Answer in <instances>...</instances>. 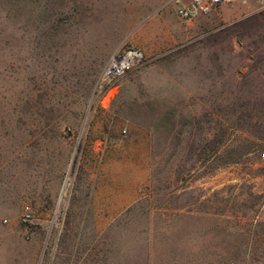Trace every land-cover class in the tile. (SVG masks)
I'll return each mask as SVG.
<instances>
[{"label": "rangeland", "instance_id": "1", "mask_svg": "<svg viewBox=\"0 0 264 264\" xmlns=\"http://www.w3.org/2000/svg\"><path fill=\"white\" fill-rule=\"evenodd\" d=\"M254 1L0 0V264H264ZM122 43L146 59L102 106Z\"/></svg>", "mask_w": 264, "mask_h": 264}, {"label": "built area", "instance_id": "2", "mask_svg": "<svg viewBox=\"0 0 264 264\" xmlns=\"http://www.w3.org/2000/svg\"><path fill=\"white\" fill-rule=\"evenodd\" d=\"M227 0H176V13L182 19H192L200 14L212 11ZM146 59L144 50L138 46L122 43L118 45L107 58L100 71L95 89L99 104L106 106L114 96L119 79L130 69L142 64ZM264 158V151L261 152ZM33 210L25 204L21 214L23 220L32 217Z\"/></svg>", "mask_w": 264, "mask_h": 264}, {"label": "crops", "instance_id": "3", "mask_svg": "<svg viewBox=\"0 0 264 264\" xmlns=\"http://www.w3.org/2000/svg\"><path fill=\"white\" fill-rule=\"evenodd\" d=\"M219 7L221 8L222 6L219 5ZM242 9L245 10V14H248L251 19L264 20V0H256L254 2H251L249 5L242 6ZM246 9H250V10H246ZM214 15H217L218 17L223 16L221 12H217V11L211 12V16H214ZM246 17L247 16L243 18L241 17V19H245ZM182 20L184 21L190 20V21H187L186 25H192L196 22V21H192L191 19H182ZM131 185L132 184H130L128 189H126V193L123 194L129 198H132V196H134V191H135L133 189V186Z\"/></svg>", "mask_w": 264, "mask_h": 264}]
</instances>
